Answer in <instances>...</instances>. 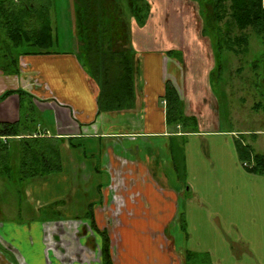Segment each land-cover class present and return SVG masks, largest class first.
<instances>
[{"label": "crops", "instance_id": "obj_1", "mask_svg": "<svg viewBox=\"0 0 264 264\" xmlns=\"http://www.w3.org/2000/svg\"><path fill=\"white\" fill-rule=\"evenodd\" d=\"M147 1L149 22L154 14ZM52 16L56 25V10ZM171 16L175 19L170 20ZM159 17L152 23L153 30L140 27L136 19L130 22L138 61L131 109L99 111V85L74 51L24 54L18 72L0 69V95L15 91L0 101V121L26 118L34 136L40 131L59 140L61 154L87 168L79 171L74 163L65 166L70 180H66L67 190L76 187L84 197L69 202L59 200L64 189L58 186L44 200L37 194L41 193L39 181L47 183L54 174L57 181L63 169L15 182L0 175V264H105L100 232L88 231L92 221L108 233L110 264H196L187 261V251L193 250L185 244L181 225L184 187L176 182L178 166L171 138L182 131L167 122L166 83L170 80L177 88L184 113L196 115L189 104L195 103V90L204 74L211 81L213 66L209 68L210 60L206 66L207 54L200 53V66L192 69L187 49L198 48L208 39L217 65V40L204 34L202 25L196 32L180 24L178 13ZM179 49L182 61L168 53ZM177 69H183L182 81L176 79ZM179 82L184 83L182 91ZM186 82L194 94L185 92ZM27 99L39 111V122L31 109L25 110ZM20 137L4 138L16 158ZM78 175L82 183L75 186Z\"/></svg>", "mask_w": 264, "mask_h": 264}, {"label": "rangeland", "instance_id": "obj_2", "mask_svg": "<svg viewBox=\"0 0 264 264\" xmlns=\"http://www.w3.org/2000/svg\"><path fill=\"white\" fill-rule=\"evenodd\" d=\"M119 1L122 2L121 8ZM200 1L164 0L163 3V0H150L153 18H150L149 22L145 19L143 24L137 23L144 29L153 30L152 23L160 19L159 14L165 17L167 13H178L179 23L186 27L190 25L193 27L190 29L197 32V27L204 26L205 19L200 11L203 8ZM55 2L57 24H54V33L57 41L54 49L78 53L89 68L82 44L76 35V3L74 0ZM128 4V0H96V3L92 4L96 21L103 22L104 27L108 28L106 29L112 38V48L119 51H128L130 46H133L132 39L130 41V22L136 17L128 9ZM174 19V16L170 17V20ZM234 22L229 15L221 24L226 29L225 32L232 30L233 39H237L241 31ZM247 32L249 53L227 52L222 72L213 64V50L208 39H203V44L198 48L187 49V59L192 69L200 66V55L203 53L207 54V60L204 59L206 66L209 60V68L213 66L211 81L209 82L204 74L200 89L196 87L195 90V103L189 104L199 118L197 131H187L188 127L180 124L177 129L182 131V134L171 138V150L176 155L178 166L176 182L184 187L181 196V201L184 202L181 225L185 244L194 253L190 262L195 261L196 264H207L209 261L212 264H264V176L261 173H253L247 167L250 164L242 161L237 151L238 142L242 141L251 144L256 152H264V109L254 108L257 101L264 99V88L262 95L256 91L258 79L251 67L254 56L260 52L264 53V43L262 38L250 29L245 31ZM187 33L193 32L188 30ZM187 40L190 38L187 37ZM182 71L183 69L176 71V79L180 81ZM217 71L221 76L215 81L212 73ZM186 73L185 71V75ZM187 82L185 92L194 94L190 87H187ZM24 104L25 110L31 109L35 121L39 122L40 113L34 104L29 99ZM62 149L64 153L65 147ZM15 154L17 157V153ZM62 159L63 171L57 181L54 178L57 174L52 175L51 181L47 183L39 181L41 193L38 191L37 194L42 200L47 195H53L57 186L64 189L59 200L69 202L71 199L84 198L81 191L77 193L76 187L72 191L67 190L69 186L66 183L70 180L65 174V166L79 164L76 168L79 171L86 167H81V161L71 163L66 156ZM82 177L87 178V175ZM92 180L94 184L97 181L95 177H92ZM81 183L82 179L78 175L74 184L76 186ZM88 231L96 230L92 227Z\"/></svg>", "mask_w": 264, "mask_h": 264}, {"label": "trees", "instance_id": "obj_3", "mask_svg": "<svg viewBox=\"0 0 264 264\" xmlns=\"http://www.w3.org/2000/svg\"><path fill=\"white\" fill-rule=\"evenodd\" d=\"M118 1V0H115ZM96 0H75L77 7V36L81 42L89 65V73L97 81L99 111H117L131 109L136 96L138 61L136 50L130 46L128 51L112 48V38L107 34L104 23L96 21L92 4ZM128 6L138 23H144L150 13L151 5L147 0H128ZM132 3V4H131ZM204 16L203 33L216 38L217 68L222 72L227 52L248 54V32L262 38L264 43V0H201ZM120 6L122 2L119 1ZM56 10L55 0H0V69L5 73L19 70L20 56L24 54H46L54 50L56 35L52 12ZM230 18L240 28L241 34L233 39L230 32L222 27V22ZM228 22V21H227ZM226 22V26H227ZM107 28V29H106ZM127 30V29H126ZM125 32H129L126 31ZM130 33V32H129ZM126 34V33H125ZM127 37V36H125ZM132 38H130L131 41ZM169 55L182 61L180 51L170 50ZM258 83L256 91L261 94L264 88V53H257L252 61ZM262 68V69H261ZM212 73L215 81L221 73ZM20 95L23 90H16ZM14 90L5 91L0 101ZM166 117L170 125L183 124L187 131H197L198 117L184 113V100L177 88L168 80L166 83ZM256 109H264V99L257 101ZM186 131V132H187ZM21 136L19 157L13 156L8 137ZM237 151L242 161L253 173L264 176V152H256L251 144L240 141ZM63 168L60 141L54 137L33 130L27 119L17 122L0 121V175L11 182L27 180L48 175ZM91 226L102 236V256L105 264L111 262V248L108 233L99 230L94 221ZM193 253L187 251V261Z\"/></svg>", "mask_w": 264, "mask_h": 264}]
</instances>
